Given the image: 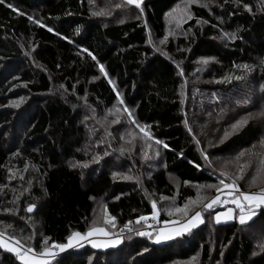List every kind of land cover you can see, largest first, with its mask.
Wrapping results in <instances>:
<instances>
[{"label":"trees","instance_id":"trees-1","mask_svg":"<svg viewBox=\"0 0 264 264\" xmlns=\"http://www.w3.org/2000/svg\"><path fill=\"white\" fill-rule=\"evenodd\" d=\"M262 61L264 0H0V232L41 252L103 207L135 233L47 264H264V206L245 224L203 208L221 179L264 188ZM153 201L203 223L157 243ZM0 264L23 263L0 246Z\"/></svg>","mask_w":264,"mask_h":264},{"label":"snow or ice","instance_id":"snow-or-ice-1","mask_svg":"<svg viewBox=\"0 0 264 264\" xmlns=\"http://www.w3.org/2000/svg\"><path fill=\"white\" fill-rule=\"evenodd\" d=\"M192 2H196V0H192ZM126 3L128 5H136V7L140 6V0H126ZM205 6H207V4H205ZM246 8H249L248 5H244ZM9 8H12L13 5L9 4L8 5ZM117 7H120V5H117ZM249 10H251L249 8ZM96 14H100V13H96ZM29 19H32L31 17H29ZM37 23H39V21H37ZM49 31H52L51 28L48 29ZM226 35H228L226 33ZM232 38H235V34H232ZM85 51H88L87 49H85ZM89 55H91V53H89ZM92 59L95 60L96 57L92 56ZM214 59V58H211ZM205 63H207V60H205ZM262 63H264V61H262ZM244 68H248V65H244ZM100 70L101 72H104V67L103 65H100ZM105 75H107V73H105ZM239 79V77H238ZM111 82V81H110ZM118 102L119 104H123L124 101L122 98H119V94H118ZM247 101H245L246 103ZM111 111V110H110ZM116 112H119L120 110L118 108H115ZM124 112H127L129 116H131V112L129 111V109L127 107H125L123 109ZM135 123V121H133ZM243 122L246 123V120H244ZM241 121H238L237 124H240ZM237 125H233V128H235ZM137 127H140L137 124ZM141 131H145L144 128H141ZM189 131H191V129H189ZM145 135H149L147 132H145ZM227 135V133H226ZM157 143H161L160 141H157ZM197 143H199V141H197ZM262 143H264V141H262ZM164 147H168V145H164ZM158 154V153H157ZM205 159H207V155L205 154L204 156ZM262 164H264V162H262ZM73 167H75L76 165H72ZM197 167H199V165H197ZM260 171V170H258ZM118 174L114 173L113 176L114 178L117 176ZM222 176H226L227 173L221 172ZM125 178H130V177H125ZM255 179V178H254ZM187 183V182H186ZM220 184L223 185L224 188H229V189H233L236 188L238 189V186L235 184V182H233L232 184H228L225 183L224 179L220 180ZM208 187L210 188H214L216 187L215 185H209ZM217 192L220 191L219 188L216 189ZM229 195H232V193L230 192ZM119 197H117L118 199ZM220 200V197L217 195L215 198L209 200L207 203L203 204V208L204 209H210L212 208L218 201ZM233 204L236 205V207L240 210V214H239V223L240 224H245L248 220L251 219L252 216H255L256 213L251 211V206H255L256 208H259L261 206H264V188H261L258 192H253V193H247V192H239L237 195H235L231 201ZM244 202H247V205L250 206L248 209V214L246 215V209H245V204ZM35 207V205H29L28 206V211L31 212L33 210V208ZM177 212H182L184 213V216L187 217L188 216V212H187V206H185V209H180L177 208L176 209ZM232 209H228L227 213L225 214H217V222H219L221 215L224 216L225 219H232ZM171 214V213H170ZM158 215V212L156 211V203L155 201H153V212H152V218L155 219ZM114 217H111L107 222H110L111 220H114ZM146 217L141 216L138 218L139 222L140 220H145ZM202 218H201V212L200 211H196L194 215H192L190 218L186 219L184 222H182L180 224L179 227H174L172 229L169 230H165V229H161L159 230V232L155 235V239L157 242L161 241V240H167V239H171L173 236H179L181 235L183 232H187L190 230V228L195 227L197 223H202ZM129 223H131V221H129ZM113 226H115L113 224ZM131 230V229H130ZM96 233H103L105 236L109 235L108 232L105 231V229L103 228H97V227H92L89 228L88 231L84 234H81L79 232H74L72 235L68 236L67 239V243H56L53 242L52 247L55 249H58L60 251H64L65 249L72 247L74 242L77 246H79V240H86L88 237L93 236ZM139 235H148L149 238H152V235L146 232H139ZM46 240L48 238H45ZM90 243L92 244L93 247H107L110 244L114 245V244H118L120 243V240H114V241H107L105 243H97L96 241H90ZM0 245H3V241L0 240ZM12 251H16V249H11ZM29 251H33L32 249H30ZM48 253V249L45 248V251L43 253L38 254L39 256H44ZM52 255H54V253H51ZM22 261H24V264H47V261L44 259H39L37 258V255L34 254L32 256H28L27 253H25L24 255H20L19 257Z\"/></svg>","mask_w":264,"mask_h":264},{"label":"rangeland","instance_id":"rangeland-1","mask_svg":"<svg viewBox=\"0 0 264 264\" xmlns=\"http://www.w3.org/2000/svg\"><path fill=\"white\" fill-rule=\"evenodd\" d=\"M141 1L142 0H140V3H141ZM121 139H123V136H121ZM125 140V139H124ZM126 141H124L123 143H125ZM127 143H129V142H127ZM130 144H126L125 145V148H128V149H130ZM235 168V167H234ZM229 169H231V168H229ZM245 169H244V167L243 166H238V167H236L235 169H231V171H234L235 173H232L230 170H226L227 171V173L230 175V176H233V179H237V178H240V174H243V171H244ZM233 183V182H232ZM232 183H229V184H232ZM236 185H237V183H235ZM238 186V185H237ZM259 190H243V189H241L239 186H238V189H236V188H233V189H229V188H224L223 186L220 188V191L219 192H216L215 193V195H213L209 200H211V199H213V198H215L217 195L220 197V200L215 204V205H217V204H219V205H221V206H223V205H228L227 207H226V209H231V208H233L235 211L237 210V211H239V214H240V210L236 207V205L235 204H233L231 201H232V199H233V197L235 196V195H237L239 192H247V193H253V192H258ZM232 193V195H229V193ZM208 200V201H209ZM244 204H245V209H246V212H245V214L247 215L248 214V209H249V207L250 206H248L247 205V202H244ZM100 208V210L98 211V212H96V214H95V226H93V227H105V228H107L108 230H110V231H112L113 233H115L116 234V230H117V228L119 227H117V225H115V226H113V221L111 220L110 222H107L106 223V221H108L111 217L105 212V209L103 208V207H99ZM255 209H257L255 206H251V211H254ZM200 212H201V216H202V220H203V211H201L200 210ZM225 213H227V212H225ZM195 214V212L192 214V215H194ZM223 214V213H222ZM192 215H190L188 218H190ZM253 217V216H252ZM251 217V218H252ZM147 218H150L149 220V223L147 224V227L144 229V230H151L150 229V227H152V228H154V230H152V231H155L156 232V234L159 232V229H161L162 227H164V226H167V225H174L175 227H177L178 226V224L177 223H179V222H184L186 219H188V218H186V219H181V220H176V221H167V222H163V223H161V221L160 220H158V217H156L155 219H153L152 218V216L151 217H147ZM32 221V220H31ZM203 223V222H202ZM202 223H199V224H202ZM225 223H227V222H225ZM198 224V225H199ZM198 225H196V227L198 226ZM196 227H194V228H196ZM92 228V227H91ZM116 228V230L115 231H113V229H115ZM194 228H192L191 230H193ZM86 233V232H85ZM24 238H26V237H24ZM175 239V238H174ZM0 240H2L3 241V245H0V246H2L3 248H5V249H7V250H9V251H12L11 249H16V251H12V252H14V253H16L17 254V256H18V258L20 257V255H24L25 253H27V255L30 257V256H32V255H34V254H36L37 255V258H39V259H44V260H46L47 261V263L50 261V259L52 258H54V257H56L59 253H60V250H58V249H55V248H53L52 247V244L49 246V247H46L47 249H48V253L49 254H46V255H44V256H39L38 254H40V253H43L44 251H45V248L43 249V250H41V252H38V251H36L34 248H32V247H28V246H26V245H24L23 243H22V241H24V240H22V241H19L18 239H15V238H13V237H11V236H9V235H7V234H5V233H3V232H0ZM163 241V240H162ZM155 242H157L156 241V239H155ZM30 249H32V250H34V252L33 251H29ZM57 250H58V253H57ZM62 252V251H61ZM51 253H54V255H52ZM20 259V258H19ZM20 261L24 264V261H22L21 259H20Z\"/></svg>","mask_w":264,"mask_h":264},{"label":"crops","instance_id":"crops-1","mask_svg":"<svg viewBox=\"0 0 264 264\" xmlns=\"http://www.w3.org/2000/svg\"><path fill=\"white\" fill-rule=\"evenodd\" d=\"M228 209H229V208H228ZM228 209H223V210H220V211H218V212L215 213V215H214V220H215L216 223L230 222V221H233V220L235 219L236 211H235L233 208H231V209L233 210V212H232V216H233V218H232V219H225L224 216L221 215L219 222H217V219H216L217 214H218V213H219V214H222V213L225 214V212H227ZM201 218H202V216H201ZM238 220H239V215H238ZM202 221H203V220H202ZM181 223H182V222L177 223V224H178L177 227H179ZM198 224H199V223H197L196 225H198ZM199 225H200V224H199ZM199 225H198V226H199ZM198 226H197V227H198ZM174 227H175L174 225H167V226L162 227L161 229L169 230V229H172V228H174ZM195 227H196V226H195ZM98 228H103V229H105V231L108 232L109 235L105 236L103 233H96V234H94L93 236L88 237L86 240H79V246H82V245H86V244H88V245H90L91 247H93L92 244L90 243V241H93V240L96 241L98 244H99V243H105V242H107V241H114V240H117V239H119L120 242H121V237L117 236V235H116L115 233H113L112 231L108 230V229L105 228V227H98ZM192 228H194V227H192ZM192 228H190L189 231H191ZM161 229H159V230H161ZM189 231H187V232H183L181 235H183V234H185V233H188ZM79 233H80V232H79ZM81 234H84V233H81ZM181 235H179V236H181ZM179 236H173L171 239H167V240H163V241L161 240V241H159V242H157V243L167 242V241L173 240L174 238H177V237H179ZM67 242H68V241H66V243H67ZM119 244H120V243H118V244H114V245H111V244H110V245L107 246V247H93V248L103 250V249H107V248H113V247H116V246L119 245ZM79 246H77V245L75 244V242H74V244H73L72 247H69V248L65 249L64 251L69 250V249H72V248H76V247H79ZM60 252H61V251H60ZM62 252H63V251H62ZM51 259H52V258H51ZM51 259H50V260H51Z\"/></svg>","mask_w":264,"mask_h":264},{"label":"built area","instance_id":"built-area-1","mask_svg":"<svg viewBox=\"0 0 264 264\" xmlns=\"http://www.w3.org/2000/svg\"><path fill=\"white\" fill-rule=\"evenodd\" d=\"M150 229H151V231L154 230V228H152V227H150ZM133 232H134V230L130 225L124 224V225H121L117 228L116 235L119 237H124V236L131 234ZM57 253H58V250H57Z\"/></svg>","mask_w":264,"mask_h":264},{"label":"water","instance_id":"water-1","mask_svg":"<svg viewBox=\"0 0 264 264\" xmlns=\"http://www.w3.org/2000/svg\"><path fill=\"white\" fill-rule=\"evenodd\" d=\"M35 210H36V206L33 208V210L31 211V213L34 212Z\"/></svg>","mask_w":264,"mask_h":264},{"label":"bare ground","instance_id":"bare-ground-1","mask_svg":"<svg viewBox=\"0 0 264 264\" xmlns=\"http://www.w3.org/2000/svg\"><path fill=\"white\" fill-rule=\"evenodd\" d=\"M135 233V232H134ZM131 234H133V233H131ZM130 235V234H129Z\"/></svg>","mask_w":264,"mask_h":264}]
</instances>
